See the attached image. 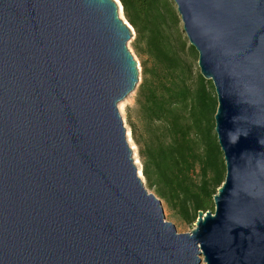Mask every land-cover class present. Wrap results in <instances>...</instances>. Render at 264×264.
I'll use <instances>...</instances> for the list:
<instances>
[{
  "label": "water",
  "instance_id": "95a60500",
  "mask_svg": "<svg viewBox=\"0 0 264 264\" xmlns=\"http://www.w3.org/2000/svg\"><path fill=\"white\" fill-rule=\"evenodd\" d=\"M172 1L215 90L214 210L177 233L143 184L118 0H0V264H264V0Z\"/></svg>",
  "mask_w": 264,
  "mask_h": 264
},
{
  "label": "trees",
  "instance_id": "16d2710c",
  "mask_svg": "<svg viewBox=\"0 0 264 264\" xmlns=\"http://www.w3.org/2000/svg\"><path fill=\"white\" fill-rule=\"evenodd\" d=\"M142 57L131 137L146 186L182 221L213 211L225 178L214 130L217 100L211 80L195 65L197 52L171 34L179 18L172 0H118Z\"/></svg>",
  "mask_w": 264,
  "mask_h": 264
},
{
  "label": "rangeland",
  "instance_id": "374dc122",
  "mask_svg": "<svg viewBox=\"0 0 264 264\" xmlns=\"http://www.w3.org/2000/svg\"><path fill=\"white\" fill-rule=\"evenodd\" d=\"M172 5H173V7H174V9L176 11L175 4L173 3ZM176 13H177V11H176ZM122 17H124L123 13H122ZM178 17H179V15H178ZM171 34L176 39H180V40L184 41L185 47H186L185 48L186 52H184L185 56L191 57L189 52H188V50H187V46H189V42L187 40V37H186L184 31L182 30V21H181L180 17L177 19L176 23L171 25ZM134 37H135V35H133L127 41V47L129 49V51L131 52V54L133 55V58L137 62L138 81L136 83L135 88L125 98H123L119 102V104H118V108L119 109L118 110H119V114L121 115V118H122V120L124 122V125L126 127V130H127L129 144L133 148V158H134L135 164L137 165V167L139 169V172L141 173V162H140V158H139V155H138V148H137V145L134 143V141H133V139L131 137L130 127H129L130 121L135 120V115H136V111H135L136 93H137L138 85L141 82V76H142V66H141L142 57L135 53V49L133 47ZM195 65L197 66V59L195 61ZM197 68H198V66H197ZM141 178L143 180L144 186L148 189V191L153 192L151 189H149L146 186L145 179H144L142 173H141ZM161 206L163 208V214H164L165 220L174 224L177 233L190 232L194 228V226H195L194 223L192 225H189V224L185 223L184 221H182L178 216H176L167 207V205L165 204L164 201H161ZM200 264H205V263L201 262Z\"/></svg>",
  "mask_w": 264,
  "mask_h": 264
},
{
  "label": "bare ground",
  "instance_id": "6f19581e",
  "mask_svg": "<svg viewBox=\"0 0 264 264\" xmlns=\"http://www.w3.org/2000/svg\"><path fill=\"white\" fill-rule=\"evenodd\" d=\"M119 16L121 17V18H123L122 17V10L121 9H119ZM119 104V103H118ZM119 109V108H118ZM133 149V148H132Z\"/></svg>",
  "mask_w": 264,
  "mask_h": 264
}]
</instances>
